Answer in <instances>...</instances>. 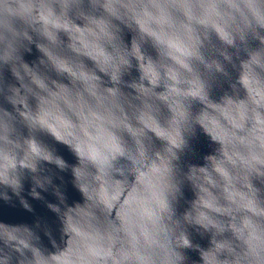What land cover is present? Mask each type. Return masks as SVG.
Segmentation results:
<instances>
[{"label": "clouds", "instance_id": "clouds-1", "mask_svg": "<svg viewBox=\"0 0 264 264\" xmlns=\"http://www.w3.org/2000/svg\"><path fill=\"white\" fill-rule=\"evenodd\" d=\"M0 264H264V0H0Z\"/></svg>", "mask_w": 264, "mask_h": 264}]
</instances>
